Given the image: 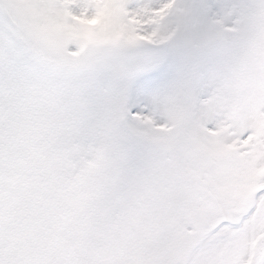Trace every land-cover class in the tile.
<instances>
[{
  "label": "snow or ice",
  "instance_id": "1",
  "mask_svg": "<svg viewBox=\"0 0 264 264\" xmlns=\"http://www.w3.org/2000/svg\"><path fill=\"white\" fill-rule=\"evenodd\" d=\"M0 264H264V0H0Z\"/></svg>",
  "mask_w": 264,
  "mask_h": 264
}]
</instances>
